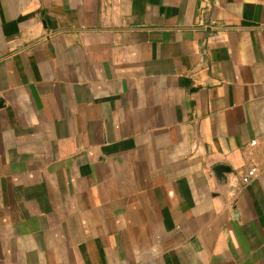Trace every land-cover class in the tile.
Segmentation results:
<instances>
[{
	"label": "crops",
	"instance_id": "obj_1",
	"mask_svg": "<svg viewBox=\"0 0 264 264\" xmlns=\"http://www.w3.org/2000/svg\"><path fill=\"white\" fill-rule=\"evenodd\" d=\"M0 264H264V0H0Z\"/></svg>",
	"mask_w": 264,
	"mask_h": 264
},
{
	"label": "built area",
	"instance_id": "obj_2",
	"mask_svg": "<svg viewBox=\"0 0 264 264\" xmlns=\"http://www.w3.org/2000/svg\"><path fill=\"white\" fill-rule=\"evenodd\" d=\"M255 145H256L255 141L250 142L247 147L248 151L250 152V150H252V148H254ZM259 175H260V171L258 170V168L252 166L244 174L241 175L240 185L241 186L248 185L252 180L256 179Z\"/></svg>",
	"mask_w": 264,
	"mask_h": 264
},
{
	"label": "water",
	"instance_id": "obj_3",
	"mask_svg": "<svg viewBox=\"0 0 264 264\" xmlns=\"http://www.w3.org/2000/svg\"><path fill=\"white\" fill-rule=\"evenodd\" d=\"M228 172V168H225V167H218L214 170L213 174L214 176L217 178V180H221L222 179V176L223 174L227 173Z\"/></svg>",
	"mask_w": 264,
	"mask_h": 264
}]
</instances>
